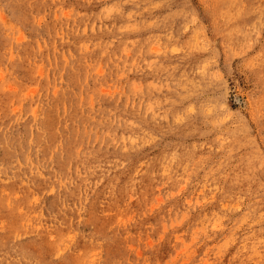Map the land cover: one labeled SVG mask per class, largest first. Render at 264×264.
Segmentation results:
<instances>
[{
	"label": "rangeland",
	"instance_id": "rangeland-1",
	"mask_svg": "<svg viewBox=\"0 0 264 264\" xmlns=\"http://www.w3.org/2000/svg\"><path fill=\"white\" fill-rule=\"evenodd\" d=\"M0 227L45 264H264V0H0Z\"/></svg>",
	"mask_w": 264,
	"mask_h": 264
},
{
	"label": "bare ground",
	"instance_id": "bare-ground-1",
	"mask_svg": "<svg viewBox=\"0 0 264 264\" xmlns=\"http://www.w3.org/2000/svg\"><path fill=\"white\" fill-rule=\"evenodd\" d=\"M7 29H8V27H7ZM261 58H263V57H261ZM124 146H126V145H124ZM125 149H127V147H125ZM1 226H3V225H1ZM8 233H9V231H8ZM8 233H5V232L1 233L0 232V264H45V261L40 259V257L42 256V253H41V249L39 247L24 243L22 240L17 239L16 238L17 236L10 235ZM12 239L13 240L17 239V240L12 241ZM238 240L243 241V239H238ZM253 240L256 241L257 239H253ZM243 244H245V243H243ZM48 247H50V246H48ZM44 250H48V249H44ZM235 255H236L235 257L238 259V264H257V251L254 252L250 248H245V252L243 254V257L240 256V255H242V251L237 252ZM244 255L247 256V259L244 258ZM229 260H230V257L226 258V261H229ZM49 262H51V260Z\"/></svg>",
	"mask_w": 264,
	"mask_h": 264
}]
</instances>
